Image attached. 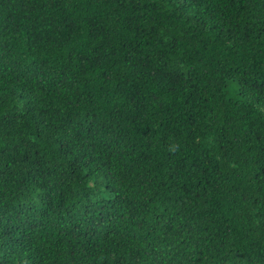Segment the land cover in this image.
Masks as SVG:
<instances>
[{"label": "trees", "instance_id": "obj_1", "mask_svg": "<svg viewBox=\"0 0 264 264\" xmlns=\"http://www.w3.org/2000/svg\"><path fill=\"white\" fill-rule=\"evenodd\" d=\"M0 264H264V0H0Z\"/></svg>", "mask_w": 264, "mask_h": 264}]
</instances>
